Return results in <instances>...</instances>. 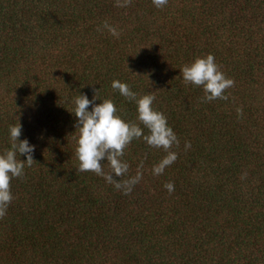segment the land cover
I'll list each match as a JSON object with an SVG mask.
<instances>
[{
  "label": "trees",
  "instance_id": "obj_1",
  "mask_svg": "<svg viewBox=\"0 0 264 264\" xmlns=\"http://www.w3.org/2000/svg\"><path fill=\"white\" fill-rule=\"evenodd\" d=\"M208 53L234 80L226 98L180 74ZM115 79L152 94L179 140L126 146L117 179L141 173L126 194L77 171L69 103L111 99L140 123ZM18 122L33 161L10 181L0 264H264V0H0V152Z\"/></svg>",
  "mask_w": 264,
  "mask_h": 264
},
{
  "label": "clouds",
  "instance_id": "obj_2",
  "mask_svg": "<svg viewBox=\"0 0 264 264\" xmlns=\"http://www.w3.org/2000/svg\"><path fill=\"white\" fill-rule=\"evenodd\" d=\"M168 0H152L157 8H162ZM105 26L114 36H118V30L108 25ZM180 74L185 83L202 86L205 100L226 98L225 89L234 84V80L227 77L220 70L213 54L198 56L180 69ZM112 87L127 98L133 99L136 105V120L140 123L125 120L117 114V107L111 99L100 100L95 103L97 97L92 99L84 93L71 97L70 111L75 117V156L78 161L77 171H93L97 175L113 183L116 189L125 194L132 190V186L138 182L141 173L128 177L121 181L117 177L123 176L129 169V164L122 159L126 146L134 138H142L147 144L166 151L174 143H179L176 133L167 123V117L153 107L155 97L152 94L138 96L128 85L118 79L112 81ZM91 105V108L89 106ZM141 124L143 127H141ZM147 129V132H145ZM22 125L18 122L9 126L10 146L0 152V217L6 214L9 203L13 199L10 181L13 177L23 176L25 165L33 161L32 152L34 145L25 137H21ZM190 147V142H186ZM23 154L25 159H20ZM177 153L168 151L162 160L153 166V174H160L164 168L173 163ZM103 161V162H102ZM107 161L110 171H105L104 162ZM169 192L174 190V183L165 184Z\"/></svg>",
  "mask_w": 264,
  "mask_h": 264
}]
</instances>
